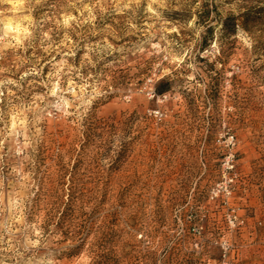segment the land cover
Returning <instances> with one entry per match:
<instances>
[{"label":"rangeland","instance_id":"374dc122","mask_svg":"<svg viewBox=\"0 0 264 264\" xmlns=\"http://www.w3.org/2000/svg\"><path fill=\"white\" fill-rule=\"evenodd\" d=\"M0 264H264V0H0Z\"/></svg>","mask_w":264,"mask_h":264},{"label":"built area","instance_id":"2783aa9c","mask_svg":"<svg viewBox=\"0 0 264 264\" xmlns=\"http://www.w3.org/2000/svg\"><path fill=\"white\" fill-rule=\"evenodd\" d=\"M232 138V136H230V139Z\"/></svg>","mask_w":264,"mask_h":264}]
</instances>
